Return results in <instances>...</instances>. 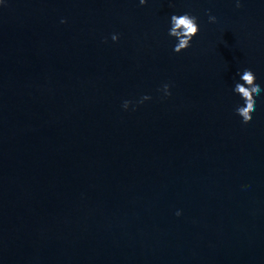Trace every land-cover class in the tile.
I'll use <instances>...</instances> for the list:
<instances>
[{
  "label": "water",
  "instance_id": "obj_1",
  "mask_svg": "<svg viewBox=\"0 0 264 264\" xmlns=\"http://www.w3.org/2000/svg\"><path fill=\"white\" fill-rule=\"evenodd\" d=\"M239 4L0 0V264H264V91L247 123L233 92L264 89V0Z\"/></svg>",
  "mask_w": 264,
  "mask_h": 264
},
{
  "label": "clouds",
  "instance_id": "obj_2",
  "mask_svg": "<svg viewBox=\"0 0 264 264\" xmlns=\"http://www.w3.org/2000/svg\"><path fill=\"white\" fill-rule=\"evenodd\" d=\"M141 5L146 3V0H139ZM237 7H240L239 0H237ZM65 21H62V23ZM209 22L215 23L216 17L209 14ZM171 27L169 29V35L176 38L178 43L174 46V52L180 53L191 46V41L199 33V25L197 23V17L192 16L188 13L182 15L173 14L170 18ZM118 37L116 35L112 36V40L116 41ZM237 75L239 76V81L234 85L233 92L238 94L241 98V103L237 104L235 107V112L241 118L243 123H247L252 119V113L256 110V97H258L264 89L256 83V77L251 69L243 68ZM169 85L165 84L163 86V91L166 95L171 93L168 91ZM144 100L150 99V97H143ZM143 102V101H141ZM131 101H124L123 108L128 109ZM179 215V213H177Z\"/></svg>",
  "mask_w": 264,
  "mask_h": 264
}]
</instances>
